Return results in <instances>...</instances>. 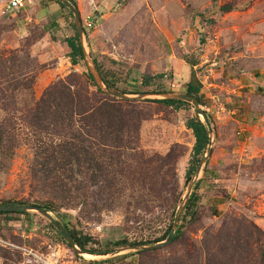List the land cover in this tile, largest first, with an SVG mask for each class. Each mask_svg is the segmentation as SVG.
<instances>
[{"label": "rangeland", "instance_id": "rangeland-1", "mask_svg": "<svg viewBox=\"0 0 264 264\" xmlns=\"http://www.w3.org/2000/svg\"><path fill=\"white\" fill-rule=\"evenodd\" d=\"M10 1L0 0V120H17L19 142L11 161L0 159V205L38 196L30 197L34 145L22 122L27 111L60 82L97 93L86 63L73 66L67 56L64 40L75 34L67 9L54 0H25L12 11ZM72 1L92 58L113 74L119 93L186 94L195 75L213 130L212 152L198 179L197 204L180 215L176 231L183 237L150 251L121 249V242H153L173 226L195 143L186 122L196 114L191 106L118 100L127 111L138 108L142 120L123 157L114 206L83 216L62 210L70 228L93 239L97 254H110L77 255L46 218L29 212L11 215L13 221L0 216V249L14 255L7 264H264V0ZM227 5L233 10L222 12ZM243 227L250 244L223 246Z\"/></svg>", "mask_w": 264, "mask_h": 264}, {"label": "trees", "instance_id": "trees-1", "mask_svg": "<svg viewBox=\"0 0 264 264\" xmlns=\"http://www.w3.org/2000/svg\"><path fill=\"white\" fill-rule=\"evenodd\" d=\"M62 9L66 8L54 0ZM75 7L76 2L69 0ZM230 5L221 7L224 13L231 12ZM70 17L72 15L67 11ZM75 34L64 40L67 48V56L73 66L79 61H84L82 48L79 42L75 24L72 23ZM98 71L104 83L112 90L119 92L114 83L109 80L110 75L103 73L101 67L95 61ZM191 67H195L193 62ZM113 77V76H112ZM88 80L97 89L95 95L89 96L83 91H73L65 82L50 87L35 104L31 111H27L26 119L22 122L28 128L32 144L34 145V159L31 169L30 197L37 193L33 201L3 202L6 206H33L46 212L54 213L64 219L62 226L70 239L82 252L93 256H106L110 253L97 254L91 247L93 239L70 228L62 210L77 209L80 215L84 213L100 212L104 208L111 209L114 204L112 198L121 191L120 182L123 175L125 152L132 142H135L140 122L142 120L139 109L127 111L123 103L104 95L95 85L88 74ZM149 80V79H148ZM146 78L142 84L148 87L150 82ZM202 87L195 75L186 86V94L196 97L200 103V89ZM88 92V91H86ZM165 92V91H155ZM157 105H163L169 109L188 108L190 105L181 101H150ZM7 111V110H6ZM9 114V113H8ZM186 128L193 134L191 158L185 174L186 184L195 175L210 142L206 126L196 115L187 120ZM16 119L0 120V159L11 161L14 150L18 147ZM130 143V144H129ZM134 150V149H131ZM121 168V169H120ZM201 183L198 181L186 206V213L193 210L198 201L197 190ZM116 187V189H115ZM110 196V198H109ZM29 212H0L8 221H13L11 215L27 216ZM185 220V217L182 218ZM60 240L67 245L54 225L49 222ZM244 228V227H243ZM172 224L165 234L153 242L130 243L121 242V249L146 246L163 242L169 236ZM233 239L228 238L223 246H230L237 241L250 244L246 229ZM237 234V233H235ZM183 232L178 229L170 244L179 241ZM148 252H140V254ZM12 254L0 249V258L7 264L13 260ZM112 260L92 261L91 264H108Z\"/></svg>", "mask_w": 264, "mask_h": 264}, {"label": "water", "instance_id": "water-1", "mask_svg": "<svg viewBox=\"0 0 264 264\" xmlns=\"http://www.w3.org/2000/svg\"><path fill=\"white\" fill-rule=\"evenodd\" d=\"M58 3H60L62 6H64L67 11L70 12L72 15L75 26H76V31L78 34L79 42L82 48L83 52V57H84V62L86 63V66L88 68L89 74L91 75L92 79L94 80L96 86L99 88L101 92H103L105 95L110 96L112 98H115L117 100H136V101H181L184 103H187L191 107H193L194 113L202 118V123L206 126L208 133H209V138L210 142L207 148V151L195 173L191 181L189 182V186L187 189V194L183 200L181 210L179 212L178 217L176 218L172 229L169 233V236L164 242L157 243L153 246H139V247H134L132 249H135L136 251H144V250H155L163 247L164 245H168L172 242L174 234L177 229V224L180 219V215L186 205L188 204L192 191L196 185V182L198 181L200 175L203 172V169L205 165L208 162V159L211 155L212 152V133L213 130L209 124L208 118L206 116V113L202 110L200 101L189 94H176V93H164V94H158V93H153V94H140V95H128V94H122L117 91H114L110 89L102 80L99 71L97 69L95 60L92 58L89 49H88V43L85 35V31L83 28L82 20L80 17V13L69 0H56ZM0 212H36L46 218L49 222H51L56 230L61 234V236L64 238V240L71 246V248L74 250V252L79 255L83 256L87 253L82 252L76 245L73 243V241L70 239L69 235L67 234L66 230L62 226V224L59 223V221L55 220L51 213L46 212L45 210L38 208V207H33V206H6V205H0Z\"/></svg>", "mask_w": 264, "mask_h": 264}, {"label": "built area", "instance_id": "built-area-1", "mask_svg": "<svg viewBox=\"0 0 264 264\" xmlns=\"http://www.w3.org/2000/svg\"><path fill=\"white\" fill-rule=\"evenodd\" d=\"M25 5V0H11L8 8L12 11L21 10Z\"/></svg>", "mask_w": 264, "mask_h": 264}]
</instances>
